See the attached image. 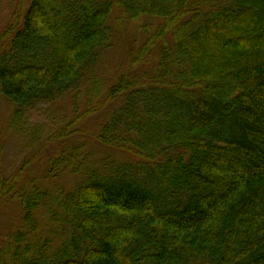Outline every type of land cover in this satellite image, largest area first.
Returning <instances> with one entry per match:
<instances>
[{
    "label": "trees",
    "instance_id": "16d2710c",
    "mask_svg": "<svg viewBox=\"0 0 264 264\" xmlns=\"http://www.w3.org/2000/svg\"><path fill=\"white\" fill-rule=\"evenodd\" d=\"M121 19L139 36L109 85ZM82 91L103 95L81 116L106 112L98 151L0 180L17 209L0 264H264V0H28L0 34L9 126Z\"/></svg>",
    "mask_w": 264,
    "mask_h": 264
},
{
    "label": "rangeland",
    "instance_id": "374dc122",
    "mask_svg": "<svg viewBox=\"0 0 264 264\" xmlns=\"http://www.w3.org/2000/svg\"><path fill=\"white\" fill-rule=\"evenodd\" d=\"M27 2L28 0H0V34L21 15L23 10L25 11ZM261 6L259 4V7ZM114 24L116 28L114 46L111 51L107 52L98 67L99 77L109 85L115 81L114 78L117 76V72L128 70L125 68L128 67L129 63L128 52L132 42L131 39H134L135 34L139 36L138 30L131 31L130 25L123 22L122 19L115 20ZM135 71L140 72L141 69L136 68ZM91 98L92 95H90L89 101L87 93L82 91L76 104L69 95L54 104L41 106L36 111L31 112L26 127L18 130L9 126L12 113L9 102L0 96V144L2 145V152L0 153L2 174L0 180H11V183H15L21 180L28 166H33L31 176L40 177L45 162L40 164L39 162L47 158L51 152L61 145L80 143L84 144L88 151H95V149L98 151L92 135L96 126L104 119L106 112L103 111L98 115L97 113L90 114L81 118L83 113H86L87 106L93 103ZM102 98L103 95L95 100L93 104H96ZM75 110H77L76 115L80 117V124L76 125L80 129V134L70 139L58 141V133L75 121L77 117L74 113ZM8 188L3 185L0 190V246L3 245L7 234L14 228L16 223L17 209L13 205L14 202L8 197L11 192Z\"/></svg>",
    "mask_w": 264,
    "mask_h": 264
}]
</instances>
